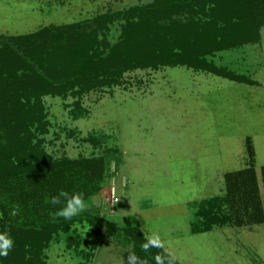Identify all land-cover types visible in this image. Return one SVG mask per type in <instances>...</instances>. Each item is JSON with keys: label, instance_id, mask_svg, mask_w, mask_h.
Listing matches in <instances>:
<instances>
[{"label": "rangeland", "instance_id": "1", "mask_svg": "<svg viewBox=\"0 0 264 264\" xmlns=\"http://www.w3.org/2000/svg\"><path fill=\"white\" fill-rule=\"evenodd\" d=\"M151 2L0 0V36L79 24ZM122 23L111 18L98 40L116 43ZM204 59L255 85L165 66L127 72L118 84L79 98L44 97L49 127L43 148L52 160L111 157L104 183L78 215L105 226L96 233L85 219L76 220L43 250L46 264H128L134 242H146L153 232L176 264H264V223L195 231L204 225L199 212L209 200L218 199L229 215L225 175L249 167L248 139L264 210V28L259 42Z\"/></svg>", "mask_w": 264, "mask_h": 264}, {"label": "trees", "instance_id": "2", "mask_svg": "<svg viewBox=\"0 0 264 264\" xmlns=\"http://www.w3.org/2000/svg\"><path fill=\"white\" fill-rule=\"evenodd\" d=\"M111 18L123 20L119 40L112 45L105 38L99 41L97 33L108 31ZM262 28L264 0H152L79 24L0 36V232L14 241L0 264H46L43 250L76 220L85 219L96 233L105 226L91 216L63 219L58 215L63 198L60 205L49 203L60 191L82 193L84 199L97 193L111 157L105 153L52 160L43 148L49 127L44 97L79 98L118 84L127 72L165 66H185L255 85L244 76L216 69L204 58L259 42ZM246 146L249 167L225 175L229 215L223 214L218 199L209 200L208 208L199 212L204 225L195 231L227 223H264L249 139ZM259 176L264 189V166ZM143 243L134 242L132 253L147 264H156L158 254L168 256L160 248L144 250Z\"/></svg>", "mask_w": 264, "mask_h": 264}, {"label": "clouds", "instance_id": "3", "mask_svg": "<svg viewBox=\"0 0 264 264\" xmlns=\"http://www.w3.org/2000/svg\"><path fill=\"white\" fill-rule=\"evenodd\" d=\"M63 198V207L60 208L58 215L65 220H72L73 217L80 215L82 212L89 209V204L84 199L82 193H68L60 191L58 196L51 197L49 203L52 205H60ZM14 247V241L6 232H0V257H6L9 251ZM156 247L162 248L163 243L159 234L153 232L147 237L146 242L142 244L144 250ZM156 264H175V255L155 256ZM128 264H147L146 260L140 259L135 253H131L128 257Z\"/></svg>", "mask_w": 264, "mask_h": 264}, {"label": "built area", "instance_id": "4", "mask_svg": "<svg viewBox=\"0 0 264 264\" xmlns=\"http://www.w3.org/2000/svg\"><path fill=\"white\" fill-rule=\"evenodd\" d=\"M116 200V199H115Z\"/></svg>", "mask_w": 264, "mask_h": 264}]
</instances>
